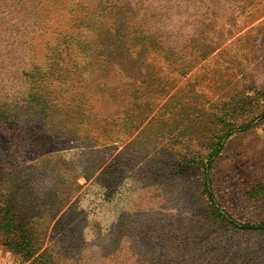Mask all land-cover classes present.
Masks as SVG:
<instances>
[{
  "label": "rangeland",
  "instance_id": "obj_1",
  "mask_svg": "<svg viewBox=\"0 0 264 264\" xmlns=\"http://www.w3.org/2000/svg\"><path fill=\"white\" fill-rule=\"evenodd\" d=\"M0 264H264V0H0Z\"/></svg>",
  "mask_w": 264,
  "mask_h": 264
}]
</instances>
